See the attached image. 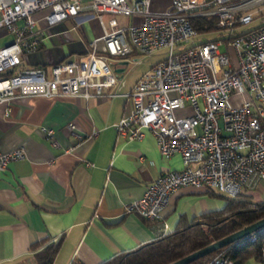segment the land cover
I'll return each instance as SVG.
<instances>
[{"label": "built area", "instance_id": "obj_1", "mask_svg": "<svg viewBox=\"0 0 264 264\" xmlns=\"http://www.w3.org/2000/svg\"><path fill=\"white\" fill-rule=\"evenodd\" d=\"M42 9L46 27L68 17L96 18L101 34L80 54L48 69L17 68L24 54L41 46L43 31L34 14ZM104 14L111 17L105 25ZM117 15L127 22L119 23ZM207 17L218 37L199 39L210 30L198 32L191 20ZM0 30L11 36L0 47L5 115L15 91L81 100L123 95L128 109L113 124L116 136L139 140L149 130L165 160L180 156L181 169L163 170L144 185L142 195L125 203V211L148 221L157 236L168 230L161 212L177 190H215L230 197L252 188L264 193V0H166L163 6L159 0H0ZM160 48L166 57L145 70L127 94L107 90L123 81L112 62ZM66 129L75 140L83 139L73 123ZM39 130L53 138L49 128ZM23 151L0 153V171L21 160ZM262 231L246 237L254 241ZM211 262L235 264L220 253ZM258 262L264 264V238Z\"/></svg>", "mask_w": 264, "mask_h": 264}, {"label": "crops", "instance_id": "obj_2", "mask_svg": "<svg viewBox=\"0 0 264 264\" xmlns=\"http://www.w3.org/2000/svg\"><path fill=\"white\" fill-rule=\"evenodd\" d=\"M83 18L68 17L46 27L38 17L41 46L24 54L17 68L48 69L55 61L83 52L89 39L101 34L96 18L85 27L79 24L77 32L74 23ZM10 41L0 30V47ZM133 54L111 64L122 67L119 61ZM121 79L107 90L127 94L133 83L125 86ZM14 94L17 98L6 115L0 104V153L22 147L24 156L0 171V264H26L29 245L44 237H61L52 264L76 259L100 264L157 236L148 221L125 211V203L142 195L144 185L163 170H179L182 163L178 154L165 160L149 130L139 140L116 136L113 124L128 109L123 95L81 100ZM70 122L83 139L75 140L66 129ZM40 127L52 130L53 138L45 137ZM209 199L192 188L177 190L161 212L162 220L171 231L181 216L189 219L223 208V200L218 204Z\"/></svg>", "mask_w": 264, "mask_h": 264}, {"label": "trees", "instance_id": "obj_3", "mask_svg": "<svg viewBox=\"0 0 264 264\" xmlns=\"http://www.w3.org/2000/svg\"><path fill=\"white\" fill-rule=\"evenodd\" d=\"M191 23L198 32L214 30L211 17L194 18ZM200 192H204L208 197L223 200V208L202 212L201 215L192 216L189 219L181 216L173 230H167L155 236L148 243H140L134 249L116 252L100 264H169L189 255L191 251L194 252L217 239H222L229 233L240 230L242 226L264 218V200L256 202L243 195L242 191L233 197L223 196L215 190L203 189ZM256 237L254 241L242 237L234 243L217 248L214 252L206 253L187 264H212L211 260L219 253L221 257L231 259L235 264H258L264 231L259 232ZM51 239L44 237L30 244V260L26 264H52L59 251L61 237L55 241ZM70 264L83 263L76 259Z\"/></svg>", "mask_w": 264, "mask_h": 264}, {"label": "rangeland", "instance_id": "obj_4", "mask_svg": "<svg viewBox=\"0 0 264 264\" xmlns=\"http://www.w3.org/2000/svg\"><path fill=\"white\" fill-rule=\"evenodd\" d=\"M160 4L163 6L166 4V0H159ZM47 10L42 9L39 12L35 13L34 15L38 18L41 17V15L43 13H46ZM110 19L111 17H109L108 14H104L102 15V23L105 25V21H107V19ZM116 20L119 23H126L128 18L126 17H122V15H117L115 16ZM76 25L77 32H80V28L78 27L79 24L82 27H85L87 23H85L84 21H82L81 23L77 24L74 23ZM66 27L70 26L69 23L65 24ZM254 24H248L245 27L246 28H250L253 27ZM11 37V36H9ZM218 37L217 32L215 31H209L207 32V34H205L204 36L201 37H197L199 39H214ZM7 38V37H6ZM5 37H3V39H1V41L6 39ZM224 44L220 45V50L224 49ZM166 57V50L165 49H157V51L153 52L151 55L149 54H144V55H140L138 53L135 52V54L132 55V57H130L128 60H125L127 62V65L124 68V71L121 72V77L124 79V82L126 83V85L133 83V81L138 78L140 76V74H142L143 72H145V70L150 69L151 66H153L155 63H157V60L162 59ZM135 59V60H134ZM243 195L248 196L250 199L255 200L256 202L259 201H263L264 200V193L256 188H252V189H244L242 190ZM209 200H212L214 203H218L221 204L222 200L214 197L211 198ZM224 204V203H223ZM219 209V208H218Z\"/></svg>", "mask_w": 264, "mask_h": 264}, {"label": "water", "instance_id": "obj_5", "mask_svg": "<svg viewBox=\"0 0 264 264\" xmlns=\"http://www.w3.org/2000/svg\"><path fill=\"white\" fill-rule=\"evenodd\" d=\"M119 64H122L124 66L127 65L126 61H119ZM124 66L113 69L114 73L117 75V77L120 79L121 72L124 71ZM261 228H264V218L255 220L253 223L247 226H242L240 230L229 233L227 236L223 237L222 239H217L216 241L212 242L208 246H203V248H200L196 251H191L189 255L179 258L177 261H173L169 264H187L191 262V260L198 259L202 257L204 254H209L211 252H214L217 248H221L223 246H227L229 243H234L238 240H240L242 237H246L250 233H253L255 230H259ZM168 264V263H167Z\"/></svg>", "mask_w": 264, "mask_h": 264}]
</instances>
